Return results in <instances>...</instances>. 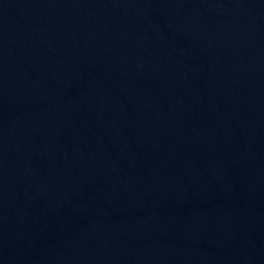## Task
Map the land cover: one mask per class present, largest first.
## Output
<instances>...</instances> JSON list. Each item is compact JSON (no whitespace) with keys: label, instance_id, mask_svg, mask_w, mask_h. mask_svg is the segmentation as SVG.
Returning a JSON list of instances; mask_svg holds the SVG:
<instances>
[{"label":"water","instance_id":"obj_1","mask_svg":"<svg viewBox=\"0 0 264 264\" xmlns=\"http://www.w3.org/2000/svg\"><path fill=\"white\" fill-rule=\"evenodd\" d=\"M0 264H264V0H0Z\"/></svg>","mask_w":264,"mask_h":264}]
</instances>
